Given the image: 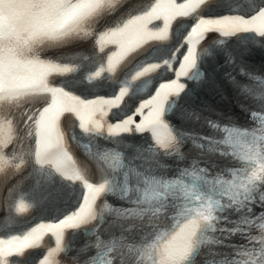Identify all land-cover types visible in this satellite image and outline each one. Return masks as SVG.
Wrapping results in <instances>:
<instances>
[{
	"label": "snow or ice",
	"instance_id": "6c2138e0",
	"mask_svg": "<svg viewBox=\"0 0 264 264\" xmlns=\"http://www.w3.org/2000/svg\"><path fill=\"white\" fill-rule=\"evenodd\" d=\"M257 51L264 0H0V264H264Z\"/></svg>",
	"mask_w": 264,
	"mask_h": 264
}]
</instances>
